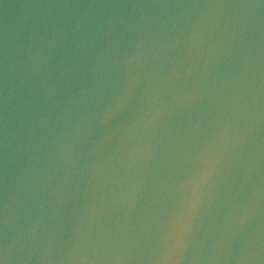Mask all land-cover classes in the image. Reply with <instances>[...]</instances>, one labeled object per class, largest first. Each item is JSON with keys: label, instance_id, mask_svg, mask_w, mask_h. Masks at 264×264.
I'll list each match as a JSON object with an SVG mask.
<instances>
[{"label": "water", "instance_id": "1", "mask_svg": "<svg viewBox=\"0 0 264 264\" xmlns=\"http://www.w3.org/2000/svg\"><path fill=\"white\" fill-rule=\"evenodd\" d=\"M3 264H264V0H0Z\"/></svg>", "mask_w": 264, "mask_h": 264}, {"label": "snow or ice", "instance_id": "2", "mask_svg": "<svg viewBox=\"0 0 264 264\" xmlns=\"http://www.w3.org/2000/svg\"><path fill=\"white\" fill-rule=\"evenodd\" d=\"M0 264H3V261L2 260H0Z\"/></svg>", "mask_w": 264, "mask_h": 264}]
</instances>
